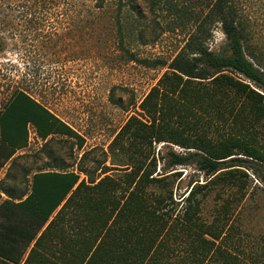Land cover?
Listing matches in <instances>:
<instances>
[{
	"label": "trees",
	"instance_id": "trees-1",
	"mask_svg": "<svg viewBox=\"0 0 264 264\" xmlns=\"http://www.w3.org/2000/svg\"><path fill=\"white\" fill-rule=\"evenodd\" d=\"M67 1L81 2L95 17L111 0ZM114 1L119 34L122 12L144 17L135 11L137 0ZM142 1L153 15L194 18V32L156 84L139 100L132 97L107 151L83 152L77 172L37 170L29 190L18 193L0 180V264H173L179 239L191 264H240L223 243L247 196L245 171L264 186V58L251 44L239 0ZM199 1L205 8L195 12ZM215 24L225 38L219 52L206 44ZM119 45L124 49L122 37ZM3 116L0 171L24 148L27 123L43 140L64 136L84 148L81 136L24 93ZM188 166L206 181L177 195L184 177L176 167ZM217 187L214 211L221 222L207 223L201 213Z\"/></svg>",
	"mask_w": 264,
	"mask_h": 264
},
{
	"label": "rangeland",
	"instance_id": "rangeland-1",
	"mask_svg": "<svg viewBox=\"0 0 264 264\" xmlns=\"http://www.w3.org/2000/svg\"><path fill=\"white\" fill-rule=\"evenodd\" d=\"M239 1L250 21L251 44L264 58V0ZM137 3L135 11H142L144 17L122 12L119 34L114 24V0L103 10L94 11L95 17L87 16L81 2L71 6L67 0H0V131L7 123L3 114L21 92L54 113L85 141L84 148L78 150L64 136L43 140L35 126L27 123L24 148L17 150L15 159L0 171L5 188L15 193L29 190L35 171L53 170L55 166L77 172L83 152L92 148L107 151L129 116L124 108H129L132 97L139 100L168 71L195 30L194 18L180 20L161 11L153 15L146 3ZM202 7L205 3L199 1L194 11L200 12ZM121 37L124 49L119 45ZM206 44L214 52L224 49L220 25L212 27ZM172 149L185 153L178 147ZM166 151L161 149V166ZM91 158L100 159L98 154ZM176 169L184 177L176 183L177 195L192 182L206 181L193 166ZM245 172L249 178L247 196L234 212L230 236L223 244L237 253L240 264H264V186L250 171ZM217 189L205 199L201 217L207 223L221 222L214 211ZM187 247L183 240L177 241L170 258L173 264H191ZM209 264H222V260Z\"/></svg>",
	"mask_w": 264,
	"mask_h": 264
}]
</instances>
